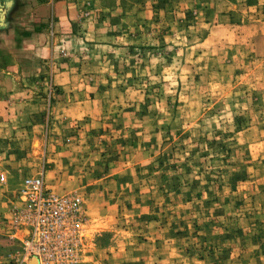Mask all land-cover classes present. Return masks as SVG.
Here are the masks:
<instances>
[{
    "label": "rangeland",
    "instance_id": "rangeland-1",
    "mask_svg": "<svg viewBox=\"0 0 264 264\" xmlns=\"http://www.w3.org/2000/svg\"><path fill=\"white\" fill-rule=\"evenodd\" d=\"M71 2L15 61L36 75L0 128V264H264V0ZM37 177L79 200L69 254L27 251Z\"/></svg>",
    "mask_w": 264,
    "mask_h": 264
},
{
    "label": "crops",
    "instance_id": "crops-1",
    "mask_svg": "<svg viewBox=\"0 0 264 264\" xmlns=\"http://www.w3.org/2000/svg\"><path fill=\"white\" fill-rule=\"evenodd\" d=\"M15 16L19 17L16 23H19L22 17L30 19L31 22L25 23V25L22 24L23 27L18 28L22 37L21 39L17 38V40L11 37L17 24H14L13 27L0 28V58H5L7 62L5 66L0 67V128L3 129L15 128V123L18 120L17 115H19L17 109L22 107L20 106L22 103L26 102H23L22 99L16 100L15 97L28 95L31 92L27 81L36 75L21 72L19 66H23V62L18 64L15 61L24 54H35V50L44 51L47 48V43L43 42L41 45H35V42L42 37V30L49 23L55 27H58V25H70L73 19L78 17V10L71 0H40L36 7L27 6V8L24 7L18 10L16 8L13 9L12 6L7 13L6 22H9ZM22 25L20 24V26ZM11 57L15 59L13 58L12 60ZM17 127L19 126L17 125ZM3 137L5 138V135Z\"/></svg>",
    "mask_w": 264,
    "mask_h": 264
},
{
    "label": "built area",
    "instance_id": "built-area-1",
    "mask_svg": "<svg viewBox=\"0 0 264 264\" xmlns=\"http://www.w3.org/2000/svg\"><path fill=\"white\" fill-rule=\"evenodd\" d=\"M24 202L31 213L33 238L27 243L29 253L55 256L59 251L69 254L67 238L80 212L76 197H62L45 187L43 178H29L24 183Z\"/></svg>",
    "mask_w": 264,
    "mask_h": 264
},
{
    "label": "water",
    "instance_id": "water-1",
    "mask_svg": "<svg viewBox=\"0 0 264 264\" xmlns=\"http://www.w3.org/2000/svg\"><path fill=\"white\" fill-rule=\"evenodd\" d=\"M13 6V0H0V28L6 26L7 13Z\"/></svg>",
    "mask_w": 264,
    "mask_h": 264
}]
</instances>
